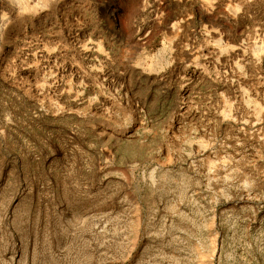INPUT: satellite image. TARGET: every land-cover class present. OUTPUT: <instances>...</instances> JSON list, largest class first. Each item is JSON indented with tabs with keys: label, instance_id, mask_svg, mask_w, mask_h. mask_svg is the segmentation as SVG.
<instances>
[{
	"label": "rangeland",
	"instance_id": "374dc122",
	"mask_svg": "<svg viewBox=\"0 0 264 264\" xmlns=\"http://www.w3.org/2000/svg\"><path fill=\"white\" fill-rule=\"evenodd\" d=\"M0 264H264V0H0Z\"/></svg>",
	"mask_w": 264,
	"mask_h": 264
}]
</instances>
